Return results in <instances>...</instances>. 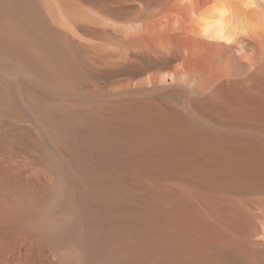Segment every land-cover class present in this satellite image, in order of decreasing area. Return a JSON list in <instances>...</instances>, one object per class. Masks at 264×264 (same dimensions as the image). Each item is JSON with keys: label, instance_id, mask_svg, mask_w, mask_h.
<instances>
[{"label": "bare ground", "instance_id": "obj_1", "mask_svg": "<svg viewBox=\"0 0 264 264\" xmlns=\"http://www.w3.org/2000/svg\"><path fill=\"white\" fill-rule=\"evenodd\" d=\"M0 264H264V0H0Z\"/></svg>", "mask_w": 264, "mask_h": 264}]
</instances>
